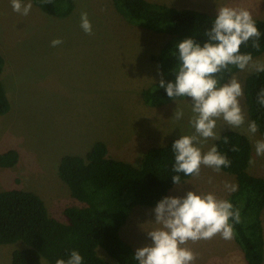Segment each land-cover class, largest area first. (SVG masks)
I'll return each instance as SVG.
<instances>
[{
	"label": "rangeland",
	"instance_id": "374dc122",
	"mask_svg": "<svg viewBox=\"0 0 264 264\" xmlns=\"http://www.w3.org/2000/svg\"><path fill=\"white\" fill-rule=\"evenodd\" d=\"M150 1L209 14H216L215 10L225 4L244 6L254 19H264V0ZM74 3L68 17L58 18L42 12L33 3L24 16L12 10L11 0H0V54L5 61L1 80L10 102L9 111L0 115V153L12 148L19 153L14 166L0 167V190L21 188L36 193L48 213L62 222H66V207L83 203L70 195L68 186L58 176L61 156L84 155L93 142L101 140L110 157L137 164L151 146L193 131L188 126L192 115L190 97L176 98L160 106L146 105L142 100L141 90L161 79L152 56L172 36L128 22L115 10L112 0ZM81 12H87L92 24L90 35L80 27ZM57 38L63 43L51 46ZM253 59L264 62V52ZM251 73L238 70L232 74L243 92L245 79ZM240 105L246 123L232 129L245 134L250 141V160L255 163H249L247 170L264 178V156L257 157L254 147L255 141L264 139V135L247 131V121L251 120L244 94ZM175 108L184 112L179 122L172 119ZM221 126L224 127L220 134L229 129L222 119L217 121L218 132ZM213 142L206 141L203 151ZM209 177L212 183H208ZM182 182L187 183L173 185L167 196H183L197 190L225 199L230 193L225 184H235V178L222 170L202 167L199 177L191 176ZM153 209L135 206L120 231L134 250L150 243L147 231L157 227L153 223ZM262 224L264 231V210ZM204 241L207 248L211 247L208 256L200 255ZM21 247L20 242L0 244V264H11L12 251ZM186 247L197 254L193 264L209 263L210 259L209 264H218L224 257L214 251L230 247L233 255L232 248H240L233 239L225 240L220 235L189 241ZM97 253L107 258L103 249L97 248Z\"/></svg>",
	"mask_w": 264,
	"mask_h": 264
},
{
	"label": "trees",
	"instance_id": "16d2710c",
	"mask_svg": "<svg viewBox=\"0 0 264 264\" xmlns=\"http://www.w3.org/2000/svg\"><path fill=\"white\" fill-rule=\"evenodd\" d=\"M42 12L66 18L74 10V0H32ZM115 10L128 22L142 25L154 32L169 34L152 59L156 61L161 78L175 81L174 69L178 60L174 54L176 45L192 37L203 44L204 33L210 28L216 14L177 8L150 0H112ZM261 32L260 49L242 45L241 53L253 57L264 52V19H254ZM4 58L0 54V115L7 113L10 102L1 80ZM221 83L227 82L239 69L230 66ZM264 89V72L249 74L244 83V99L250 120L258 124L264 135V106L257 102V94ZM146 105L160 106L172 101L159 82L141 90ZM221 138L214 140L223 154L231 161L221 170L235 178L236 191L225 199L240 210V223H233V240L240 247L245 264H264V178L251 174L247 168L251 157L248 137L234 129L223 131ZM227 137L228 143H224ZM174 137L168 142L151 146L143 152L139 162L115 159L109 156L105 142H93L84 155L65 154L60 157L57 173L68 186L70 195L82 202V206H68L63 213L66 222L51 216L43 200L34 192L21 188L0 190V244L20 242L21 248L11 253V264H55L57 259L69 258L75 250L82 256V264H138L133 258L135 250L120 234L135 206L155 207L167 196L174 185L171 149ZM236 146L238 151L230 149ZM19 160L16 149L0 153V167H12ZM184 181L191 176L179 174ZM104 250L107 258L97 253Z\"/></svg>",
	"mask_w": 264,
	"mask_h": 264
},
{
	"label": "clouds",
	"instance_id": "9594fccd",
	"mask_svg": "<svg viewBox=\"0 0 264 264\" xmlns=\"http://www.w3.org/2000/svg\"><path fill=\"white\" fill-rule=\"evenodd\" d=\"M12 10L27 16L32 3L25 0H11ZM211 26L204 33L207 40L201 44L188 37L176 45L175 55L178 64L174 69L175 81L159 80L169 99L191 98V113L188 126L193 129L189 134L180 135L173 141L174 155L172 182L181 185L180 173L184 176L199 177L201 168L208 167L219 172L229 167L231 161L226 154L218 151L215 144L203 151L208 140L221 138L217 131V121L223 120L230 130L240 128L246 123L245 113L240 105L243 96L241 83L234 76L221 83L230 66L250 72H264V62L254 60L251 53H241L242 45L257 51L260 49L261 32L256 26L252 12L244 6L223 5L215 10ZM80 27L86 34H92V24L87 12H81ZM59 38L51 41V46L62 44ZM158 75H160L158 71ZM257 102L264 106V89L257 94ZM182 109L175 108L172 119H183ZM255 120L247 121V131L251 135L258 132ZM224 143H228L224 137ZM255 155L264 156V139L255 141ZM231 151L239 149L233 146ZM254 164V160L249 161ZM208 183H212L209 177ZM229 191H236L237 185L225 184ZM154 224L157 227L147 231L150 243L135 250L133 258L138 264H193L197 254L189 247V241L210 240L220 235L225 240L234 238L233 223H240V210L227 199L218 198L212 192L187 191L183 196H165L154 209ZM78 251H71L69 258L57 259L55 264H82Z\"/></svg>",
	"mask_w": 264,
	"mask_h": 264
},
{
	"label": "crops",
	"instance_id": "0c3cea01",
	"mask_svg": "<svg viewBox=\"0 0 264 264\" xmlns=\"http://www.w3.org/2000/svg\"><path fill=\"white\" fill-rule=\"evenodd\" d=\"M219 242H218V244H221V242L220 243ZM230 244H229V246H230ZM233 247H234V245H233ZM210 248L211 247L207 248L206 241H204L203 242V249L201 250L200 255L202 253V255L208 256L209 255L208 249H210ZM229 249H230V247L222 248L220 251H214V252H218L219 255L224 257L223 259H220L218 261L219 262L218 264H245L243 254H242V251H240L241 250L240 248H239V250L232 248V251L234 252L233 255H230L231 250H229ZM211 254H212V252H211ZM239 254H240V256H239ZM227 256H230V257L227 258ZM210 262H211V259H210ZM209 263H204V264H209Z\"/></svg>",
	"mask_w": 264,
	"mask_h": 264
}]
</instances>
